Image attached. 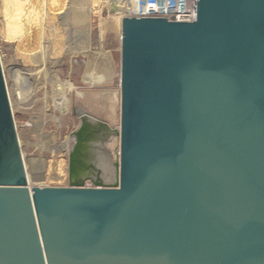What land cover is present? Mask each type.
Listing matches in <instances>:
<instances>
[{"label": "water", "instance_id": "obj_1", "mask_svg": "<svg viewBox=\"0 0 264 264\" xmlns=\"http://www.w3.org/2000/svg\"><path fill=\"white\" fill-rule=\"evenodd\" d=\"M119 179L31 187L0 58V264H264V0L125 17Z\"/></svg>", "mask_w": 264, "mask_h": 264}, {"label": "rangeland", "instance_id": "obj_2", "mask_svg": "<svg viewBox=\"0 0 264 264\" xmlns=\"http://www.w3.org/2000/svg\"><path fill=\"white\" fill-rule=\"evenodd\" d=\"M131 0H0V58L31 187L119 179Z\"/></svg>", "mask_w": 264, "mask_h": 264}, {"label": "built area", "instance_id": "obj_3", "mask_svg": "<svg viewBox=\"0 0 264 264\" xmlns=\"http://www.w3.org/2000/svg\"><path fill=\"white\" fill-rule=\"evenodd\" d=\"M146 11L145 14L134 12V17L165 18L172 22H194L198 14V0H131L133 7ZM152 9V10H150Z\"/></svg>", "mask_w": 264, "mask_h": 264}, {"label": "bare ground", "instance_id": "obj_4", "mask_svg": "<svg viewBox=\"0 0 264 264\" xmlns=\"http://www.w3.org/2000/svg\"><path fill=\"white\" fill-rule=\"evenodd\" d=\"M133 2H134V0H132ZM139 1H143V0H138V2ZM140 5V3L137 5L136 4V6L134 7V12H140V13H142V14H145V10L143 9V7L142 8H140V7H138ZM132 6H133V4H132ZM150 10H152V9H150Z\"/></svg>", "mask_w": 264, "mask_h": 264}]
</instances>
